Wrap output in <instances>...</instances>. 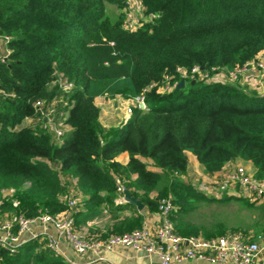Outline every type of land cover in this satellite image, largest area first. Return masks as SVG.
<instances>
[{"label":"trees","instance_id":"16d2710c","mask_svg":"<svg viewBox=\"0 0 264 264\" xmlns=\"http://www.w3.org/2000/svg\"><path fill=\"white\" fill-rule=\"evenodd\" d=\"M128 1L0 0V35L10 49L0 64L7 93L0 96V192L15 190L0 211L33 217L66 210L68 182L61 176H67L83 196L76 224L106 205L114 217L130 211L115 225L121 234L143 226L144 215L133 203L115 201L118 177L147 212L172 196L179 234L223 235L222 225L206 229L184 220L197 202L214 200L183 179L185 151L209 173L241 159L264 176V94L212 71L242 67L264 50V0H139L145 17L157 16L136 30L125 26ZM194 66L195 76L178 72ZM202 73L211 75L200 79ZM61 74L70 88L60 86ZM166 82L172 89L160 92ZM118 95H143L148 110L135 107L120 125L104 126L96 99ZM39 101L44 113L54 109L51 123ZM123 152L126 165L117 161ZM0 264L73 263L32 240L14 251L0 244Z\"/></svg>","mask_w":264,"mask_h":264},{"label":"built area","instance_id":"2783aa9c","mask_svg":"<svg viewBox=\"0 0 264 264\" xmlns=\"http://www.w3.org/2000/svg\"><path fill=\"white\" fill-rule=\"evenodd\" d=\"M124 11L125 26L130 30H136L146 17L153 19L157 16V14H150L145 17L139 0H129ZM8 40L7 36L0 35V64H5L9 60ZM199 71V66H194L190 71L183 67L178 68V72L184 78L195 76ZM212 71L215 72L214 76L225 77L230 81H239L246 72L260 74L264 78V62L253 60L233 70L213 68ZM210 75L209 73H202L200 79H205ZM58 80L63 88L68 89L72 86V83L68 82L62 74ZM172 87L170 82H166L159 88V91L168 92ZM2 95H7V93L0 87V96ZM132 100L136 101V107L141 110H148L143 95ZM37 106L42 111L44 121L51 123L53 119L51 112L54 109L52 108L49 113H44L42 110L44 102L42 101L37 102ZM128 110L130 116L133 110ZM26 122L31 123L32 118L26 117ZM56 132L58 137L63 134L62 128H57ZM73 179L76 185V180ZM205 179L197 178L191 183L209 198L217 200L231 197L243 198L264 205V176L258 177L253 165L248 169L242 164L229 162L218 172L209 173ZM116 184L119 193L117 203H120L125 200V192L128 189L124 181L118 177H116ZM6 190L14 191L12 188ZM79 192L76 185L75 193ZM4 197L5 195H2L0 204ZM65 203L68 208L55 215L46 213L27 217L20 213L10 216L8 219H0V244L14 251L32 240L46 241L48 247L64 257L60 240H65L77 255L85 256L89 252L97 253V257L87 264L107 262L105 255L100 254L101 251H114L124 247L157 257L158 262L156 264H176L188 260H204L212 264H256L264 252L263 235L255 237L240 231H230L209 238L201 235L184 236L179 234L172 221V215L176 211L172 196L160 199L157 211L158 220L154 226L143 225L122 234L112 235L102 241L90 240L77 230V202L74 199H67ZM25 234L29 235V238H24ZM108 264L115 263L110 262Z\"/></svg>","mask_w":264,"mask_h":264},{"label":"rangeland","instance_id":"374dc122","mask_svg":"<svg viewBox=\"0 0 264 264\" xmlns=\"http://www.w3.org/2000/svg\"><path fill=\"white\" fill-rule=\"evenodd\" d=\"M114 10L118 12V10ZM255 60L258 62H264V51H261V53L256 56ZM258 78L264 79L260 74ZM260 94H264V92ZM98 105L101 108V112L105 108L109 110L108 116L106 118L114 116L113 118L116 119L115 121L122 123L126 118L129 117L128 109L134 110L136 107V101L118 95L114 98L101 97L98 101ZM194 157V159H188L189 167L187 173L185 176H182L183 179L190 183L195 181L197 178L204 180L209 175V172L203 168L199 160L196 158V155ZM230 162L242 164L248 169L251 168V164L245 160L240 159ZM61 178L62 180H67L66 182H68L66 192L61 198L64 201L67 199H74V201L77 202L76 206L78 211L82 210L83 205H79V203L82 201L83 196L80 192L75 193L76 185L74 184V179L67 176ZM205 180L209 181L207 179ZM26 185H28V183ZM14 194L15 190H1L0 199L2 198V195H5L4 198L6 199L13 197ZM152 196H156L155 191L152 192ZM229 199V201L225 202L221 201L223 199L199 201L196 203V207L192 211L183 215L184 220L206 229L214 228L216 225H222L228 232L240 231L250 236H264V205L261 203H254L243 198L231 197ZM16 214L18 213L10 209L3 210L0 211V219H8L10 216H14ZM127 214L130 215V212H124V214L122 213L119 217H114L108 207L103 205L101 211L93 219V222L87 223L83 227L76 224V228L78 231L84 234L86 238L93 241H102L112 235L119 234L114 231L115 225L120 223ZM198 235L205 237L201 232L198 233Z\"/></svg>","mask_w":264,"mask_h":264},{"label":"crops","instance_id":"0c3cea01","mask_svg":"<svg viewBox=\"0 0 264 264\" xmlns=\"http://www.w3.org/2000/svg\"><path fill=\"white\" fill-rule=\"evenodd\" d=\"M263 51L264 50H262V52ZM260 53H261V51L259 52V54ZM258 76H259L258 74L246 72L245 74H243L240 77V80L238 81V83L244 87L248 86V87L255 88L258 90L259 93H263L264 92V79H261V78L259 79ZM219 79H222L224 81H230L225 77H222ZM258 84H260V85H258ZM100 98L101 97H98L96 99L97 105H98V101ZM108 113H109V110H107L106 108L103 109L102 112H100V121L104 126H108V127L109 126H118L121 124L120 122L115 121L116 119L113 118L114 116L106 118L108 116ZM185 154H186L187 158L190 160L195 158L194 157L195 155L188 150L185 151ZM129 158H130L129 154L127 152H123L117 157V161L126 165L129 161ZM148 163H149V165H148L149 169L157 170L156 167L150 165V163H151L150 161H148ZM251 166H252V164H251ZM115 201L116 202L119 201V197H117L115 199ZM122 202H126V200H123ZM138 210L140 211V213H142L144 215L143 225L154 226L156 224V222L158 220L157 212H147L145 206L142 208V210L139 208H138ZM125 212H130V211H125ZM93 219L88 220L87 223L93 222ZM86 224L81 225V227L85 226ZM24 238H29V235L25 234ZM60 246L64 252V257L74 264H87V263H89V261H91L97 257V253H95V252H89L85 256L77 255L68 246V244L66 243L65 240H60ZM100 254L101 255L104 254L108 261L102 262V263L98 262L97 264H108L110 262H113L115 264H156L158 262V259L155 256L146 254L144 252H136L135 250H133L131 248H127V247L118 248L114 251H104V252L101 251ZM176 264H212V263H209V262L204 261V260H188V261H183L181 263H176ZM256 264H264V252L260 255Z\"/></svg>","mask_w":264,"mask_h":264},{"label":"water","instance_id":"95a60500","mask_svg":"<svg viewBox=\"0 0 264 264\" xmlns=\"http://www.w3.org/2000/svg\"><path fill=\"white\" fill-rule=\"evenodd\" d=\"M184 85H185V81H184V79H182V80L178 83L177 88H182V87H184ZM125 200H126L127 202H130V203H133V204L137 205V207H138L139 209H142V208L144 207L143 203H142L138 198L132 196L131 193H130L129 191H126V192H125Z\"/></svg>","mask_w":264,"mask_h":264}]
</instances>
